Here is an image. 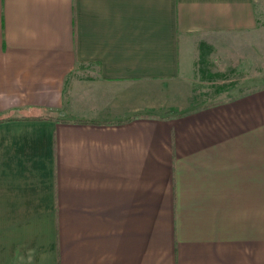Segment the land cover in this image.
I'll return each mask as SVG.
<instances>
[{"label": "crops", "instance_id": "0c3cea01", "mask_svg": "<svg viewBox=\"0 0 264 264\" xmlns=\"http://www.w3.org/2000/svg\"><path fill=\"white\" fill-rule=\"evenodd\" d=\"M259 0H0V264H264Z\"/></svg>", "mask_w": 264, "mask_h": 264}, {"label": "rangeland", "instance_id": "374dc122", "mask_svg": "<svg viewBox=\"0 0 264 264\" xmlns=\"http://www.w3.org/2000/svg\"><path fill=\"white\" fill-rule=\"evenodd\" d=\"M256 13L259 15V26L258 31L260 35L264 37V0H259L258 4L255 5Z\"/></svg>", "mask_w": 264, "mask_h": 264}, {"label": "trees", "instance_id": "16d2710c", "mask_svg": "<svg viewBox=\"0 0 264 264\" xmlns=\"http://www.w3.org/2000/svg\"><path fill=\"white\" fill-rule=\"evenodd\" d=\"M2 119H8V117L7 116H0V120H2Z\"/></svg>", "mask_w": 264, "mask_h": 264}]
</instances>
